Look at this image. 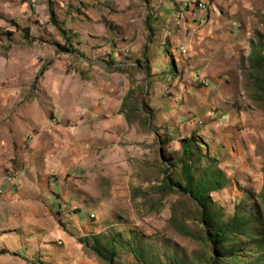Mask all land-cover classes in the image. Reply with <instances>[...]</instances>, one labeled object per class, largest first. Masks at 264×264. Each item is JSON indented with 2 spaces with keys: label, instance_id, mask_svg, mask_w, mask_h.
Masks as SVG:
<instances>
[{
  "label": "rangeland",
  "instance_id": "374dc122",
  "mask_svg": "<svg viewBox=\"0 0 264 264\" xmlns=\"http://www.w3.org/2000/svg\"><path fill=\"white\" fill-rule=\"evenodd\" d=\"M180 1L46 0L0 12V85L11 89L0 93V140L14 151L5 173L28 185L29 238L59 231L75 244L56 237L44 256L29 242L0 264H109L93 249L111 245L115 264L223 259L177 186L184 141L195 179L219 178L217 218L251 221L228 241L234 257L264 264V72L250 60L253 44L264 57V0H206L199 21Z\"/></svg>",
  "mask_w": 264,
  "mask_h": 264
},
{
  "label": "crops",
  "instance_id": "0c3cea01",
  "mask_svg": "<svg viewBox=\"0 0 264 264\" xmlns=\"http://www.w3.org/2000/svg\"><path fill=\"white\" fill-rule=\"evenodd\" d=\"M45 1L46 0H20L18 4L17 0H1L0 12L4 14L17 13L18 11L15 9L19 7V11L21 13H30V2L32 3V5H34V2H37L39 4ZM184 1L185 0H181L180 3L183 5ZM194 1L204 2L207 5L206 0ZM17 5L19 6L17 7ZM183 9H185L187 13L195 20L197 19V15L201 16L200 14H202L198 9H195L196 11H192V9L187 6L183 7ZM208 14L209 8L207 11V17L209 19ZM6 43L7 41H1L0 45L3 46ZM10 91L11 89L9 85H0V93L7 95L10 93ZM12 145L13 143L9 142L8 140H0V189H2L3 191L0 194V253H2L3 251L7 252V254L10 252H23L25 246L29 242L36 247L38 242L41 241L44 244L42 248V253L44 256H46L48 252L52 251L50 250L51 244L48 243H52L51 241L54 240L56 237H64L66 241H68L72 246L75 247L73 241L68 239L62 232L59 231L46 234L44 237H37L33 240L29 238L28 232H26L28 230L26 228V224L29 216L31 215V212L28 211L30 209L29 203L23 201L25 200L24 198L28 196V185L25 184V188L23 184L24 178L19 180V178L24 177V175L17 177V179L12 183L4 179L6 175L5 169L9 167L10 164L9 157H12L14 154ZM16 174H19V172ZM14 205H17V207L20 209L19 213H17L16 211V216L12 214V211L14 212V210L12 209ZM37 209L38 208L36 207V210ZM77 250L81 251L79 248H77ZM73 259L76 260L75 257H73ZM45 260L49 261L48 259ZM63 260H65V256L61 255L55 256L53 259H51V262L54 261V263L52 262L53 264H62Z\"/></svg>",
  "mask_w": 264,
  "mask_h": 264
},
{
  "label": "trees",
  "instance_id": "16d2710c",
  "mask_svg": "<svg viewBox=\"0 0 264 264\" xmlns=\"http://www.w3.org/2000/svg\"><path fill=\"white\" fill-rule=\"evenodd\" d=\"M50 14L52 17L54 16L53 11H50ZM250 60L253 69L260 71V73L264 72V57L259 51L258 46L255 44L252 45ZM43 73L44 69H41L36 76V80H38ZM182 148L183 156L180 160V164L181 173L186 181V185L183 186L179 182L177 183V186L197 202L200 209L201 223L203 224L206 233V242L211 244L213 253L219 254L224 250L222 255L223 259H220L218 262L213 259L210 264L225 263V261L229 259L234 260L235 264H239L237 258L234 257L232 252L234 251V248L228 243V241L231 235H241L247 231V227L251 224V221L238 214L229 222H223L217 218L211 209L212 200L210 194L220 189L219 178L207 174L195 179L192 173L194 166L193 158L195 154L192 150V142H182ZM169 187L172 189L171 185ZM84 244L87 245L88 243L84 242ZM93 250L101 259L109 262V264H115L116 249L113 245L108 249L95 247Z\"/></svg>",
  "mask_w": 264,
  "mask_h": 264
},
{
  "label": "built area",
  "instance_id": "2783aa9c",
  "mask_svg": "<svg viewBox=\"0 0 264 264\" xmlns=\"http://www.w3.org/2000/svg\"><path fill=\"white\" fill-rule=\"evenodd\" d=\"M185 1L188 3V5L190 6V9H192V11H196L195 8H194V0H185ZM199 20H200V17H198V21ZM17 177H20V176L18 174L11 173V174H6L4 179L6 181L12 183V182H14L17 179ZM2 192H3L2 189H0V194Z\"/></svg>",
  "mask_w": 264,
  "mask_h": 264
},
{
  "label": "bare ground",
  "instance_id": "6f19581e",
  "mask_svg": "<svg viewBox=\"0 0 264 264\" xmlns=\"http://www.w3.org/2000/svg\"><path fill=\"white\" fill-rule=\"evenodd\" d=\"M207 10H208L207 5H205V4H200V5H199V11H200L202 14H203V13H206ZM200 18L203 19L202 16H201ZM204 18H205V16H204ZM206 20H207V19H206ZM201 24H202V23H201Z\"/></svg>",
  "mask_w": 264,
  "mask_h": 264
}]
</instances>
